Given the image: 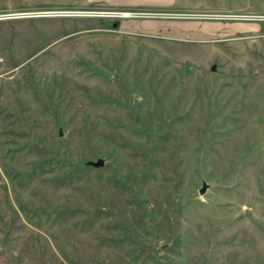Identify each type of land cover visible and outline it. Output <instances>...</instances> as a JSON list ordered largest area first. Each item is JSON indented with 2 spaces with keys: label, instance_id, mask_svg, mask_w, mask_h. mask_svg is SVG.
Segmentation results:
<instances>
[{
  "label": "rangeland",
  "instance_id": "374dc122",
  "mask_svg": "<svg viewBox=\"0 0 264 264\" xmlns=\"http://www.w3.org/2000/svg\"><path fill=\"white\" fill-rule=\"evenodd\" d=\"M0 16V264H264V0Z\"/></svg>",
  "mask_w": 264,
  "mask_h": 264
},
{
  "label": "built area",
  "instance_id": "2783aa9c",
  "mask_svg": "<svg viewBox=\"0 0 264 264\" xmlns=\"http://www.w3.org/2000/svg\"><path fill=\"white\" fill-rule=\"evenodd\" d=\"M57 14L55 12H29L21 16V18H33V17H52L56 16ZM113 16L115 18H120L123 16L120 13H114ZM8 17V16H7ZM5 19L3 16H0V20Z\"/></svg>",
  "mask_w": 264,
  "mask_h": 264
},
{
  "label": "water",
  "instance_id": "95a60500",
  "mask_svg": "<svg viewBox=\"0 0 264 264\" xmlns=\"http://www.w3.org/2000/svg\"><path fill=\"white\" fill-rule=\"evenodd\" d=\"M59 136H62L61 132H60ZM105 165H106V161L103 158H99L96 161H88V162H86V166L87 167H92V168H96V169L103 168V167H105ZM207 187H208V185L206 183H204L203 187L200 190V194L201 195L206 193Z\"/></svg>",
  "mask_w": 264,
  "mask_h": 264
}]
</instances>
